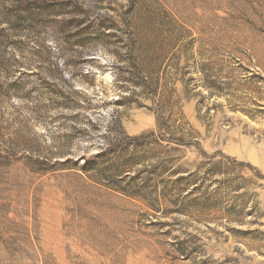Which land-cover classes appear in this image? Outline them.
<instances>
[{"label":"rangeland","instance_id":"1","mask_svg":"<svg viewBox=\"0 0 264 264\" xmlns=\"http://www.w3.org/2000/svg\"><path fill=\"white\" fill-rule=\"evenodd\" d=\"M22 1L0 264H264V0Z\"/></svg>","mask_w":264,"mask_h":264},{"label":"trees","instance_id":"2","mask_svg":"<svg viewBox=\"0 0 264 264\" xmlns=\"http://www.w3.org/2000/svg\"><path fill=\"white\" fill-rule=\"evenodd\" d=\"M22 2H24V3H28L27 0H23ZM36 3H38V4H42L43 2L40 1V0H37ZM128 140H129L130 142H134V143H136V142H138V141L140 140V138H139V137H137V138H130V139H128Z\"/></svg>","mask_w":264,"mask_h":264}]
</instances>
